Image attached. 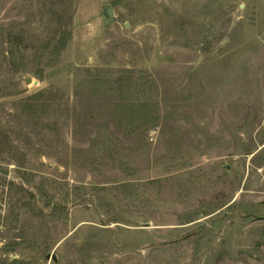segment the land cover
<instances>
[{
    "label": "rangeland",
    "instance_id": "rangeland-1",
    "mask_svg": "<svg viewBox=\"0 0 264 264\" xmlns=\"http://www.w3.org/2000/svg\"><path fill=\"white\" fill-rule=\"evenodd\" d=\"M0 264H264V0H0Z\"/></svg>",
    "mask_w": 264,
    "mask_h": 264
},
{
    "label": "water",
    "instance_id": "water-1",
    "mask_svg": "<svg viewBox=\"0 0 264 264\" xmlns=\"http://www.w3.org/2000/svg\"><path fill=\"white\" fill-rule=\"evenodd\" d=\"M105 16H106L105 25H109L110 22H112L114 20V13H113V9L111 7L105 8ZM30 82H31V79L28 80V83H30Z\"/></svg>",
    "mask_w": 264,
    "mask_h": 264
}]
</instances>
